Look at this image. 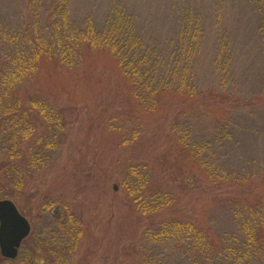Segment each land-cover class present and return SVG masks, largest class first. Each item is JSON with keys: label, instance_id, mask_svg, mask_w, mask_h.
<instances>
[{"label": "rangeland", "instance_id": "1", "mask_svg": "<svg viewBox=\"0 0 264 264\" xmlns=\"http://www.w3.org/2000/svg\"><path fill=\"white\" fill-rule=\"evenodd\" d=\"M68 4L64 41L83 36L99 43L84 45L76 68L42 59L29 85L65 109L67 124L56 160L27 173L16 190L12 200L31 231L15 259L0 251V264H143L149 219L126 184L129 174L137 181V172L148 176L149 195L161 190L172 196L157 219L192 220L212 238L232 229L233 199L240 200L239 209L264 195V0ZM50 6L51 0H0V36L39 31L40 40L47 38L53 34ZM117 11L125 16L124 30L104 32ZM193 35L196 49L186 59ZM139 36L145 47L138 46ZM116 37L129 64L142 47L138 59L147 52L160 58L162 80L175 88L168 104L143 109L114 56L118 49L110 46ZM188 87L192 92L181 106Z\"/></svg>", "mask_w": 264, "mask_h": 264}, {"label": "trees", "instance_id": "2", "mask_svg": "<svg viewBox=\"0 0 264 264\" xmlns=\"http://www.w3.org/2000/svg\"><path fill=\"white\" fill-rule=\"evenodd\" d=\"M36 1L41 3L42 0H30V4ZM49 12L48 22L53 34L43 40L39 39V31L27 33L22 38L8 31L0 36V198L13 199L16 190L25 186L27 173L47 168L56 160L60 136L67 124L65 109L56 107L39 96L37 91L28 89L39 71L41 60L48 58L60 67L76 68L80 65L84 45L89 49L99 43L98 38L84 39L83 36L74 37L73 42L64 41L62 29L70 28L68 0H51ZM123 15L117 11V18L113 21L115 16H110L102 30L107 32L115 26L124 30L119 27L124 22ZM118 17L121 20L116 23ZM261 28L264 30V25ZM189 30L191 26H188ZM104 32L98 34L106 35ZM138 38V46L142 44L145 47L141 37ZM196 38L198 36L189 37L191 52L186 59L196 49ZM116 40L110 46L113 50L118 49L114 56L126 79L132 83L133 95L143 109L155 111L159 104H168L175 88L162 80L160 58L154 59L152 53L147 52L138 59L142 47L139 52L134 51L136 57L129 64L126 52L121 53L119 49L123 47L118 43L120 37ZM47 42L49 44L46 45ZM3 50L6 54L2 60ZM185 90L180 94L181 106L186 103V95L192 92L190 87ZM41 127L42 131L35 135ZM25 148L30 151V157H27ZM137 173V181L131 180L129 174L126 184L129 194L149 219L145 230L143 264H259L264 258V195L254 204L239 209L236 207L240 200L233 199L232 229L212 238L209 232L192 220L177 217L157 219L158 214L171 207L172 196L161 190L149 195L144 191L148 176ZM53 252L49 254L53 255Z\"/></svg>", "mask_w": 264, "mask_h": 264}, {"label": "water", "instance_id": "3", "mask_svg": "<svg viewBox=\"0 0 264 264\" xmlns=\"http://www.w3.org/2000/svg\"><path fill=\"white\" fill-rule=\"evenodd\" d=\"M31 224L28 218L9 198L0 199V251L1 255L17 257L22 241L29 235Z\"/></svg>", "mask_w": 264, "mask_h": 264}]
</instances>
